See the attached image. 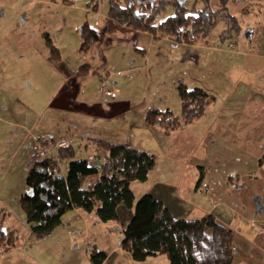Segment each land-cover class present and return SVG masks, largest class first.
I'll return each mask as SVG.
<instances>
[{
    "label": "crops",
    "instance_id": "1",
    "mask_svg": "<svg viewBox=\"0 0 264 264\" xmlns=\"http://www.w3.org/2000/svg\"><path fill=\"white\" fill-rule=\"evenodd\" d=\"M40 1L50 4L46 0H0L1 124H13L9 121L12 115L10 118L9 115L15 108L14 102L8 100V88H6L7 82L10 81L6 71V65L9 64L7 56L11 51L7 42L9 31L12 28V30L16 29L12 32L11 40L13 44L15 43L12 48L33 51L35 46L29 41L34 39V35L25 29L20 30L15 27V21L25 25L24 16H21L20 20L17 18L19 7H26V4L31 3L38 4ZM237 4L239 9L236 11L239 12V18L236 17L242 20V33L225 42L220 38L212 40L211 36L207 44L202 41L195 45H184L169 40L154 41L151 35L140 32L127 39L136 37L142 39V45L136 48L133 46V48L136 55L146 59V63L161 61L173 67L193 69L194 73L189 75L193 80L194 88H202L215 97V102L206 110L203 117L197 120L200 121L196 122L198 124L183 127L171 138L168 137L169 144L164 142L166 144L164 151L170 159L171 170L167 169L166 180L157 181L158 188L150 191L148 186L143 192L160 200L177 219L198 221L207 215H213L234 234L233 264L236 259L237 263L241 260L238 264H264V161L259 163L261 159L264 160V135L263 129H260L264 124V0H238ZM212 9L218 10V8ZM252 13L255 15L252 16ZM10 15L12 18L9 20ZM105 24L106 16H102L97 19L94 26H90L97 32H102ZM4 39L6 42L3 43ZM99 46L96 44L89 50H85L82 45L80 49L82 62L76 60L75 63L69 61L67 58L69 54H66V51L59 50L62 60L65 58V61L57 66L60 67L62 78L66 83L71 81V84H64L49 94L50 107L52 105L53 109L67 111L73 101L81 100L86 96L88 86L95 77H82L78 71L84 64L95 69L104 68L107 59L103 58ZM12 53H15L14 50ZM131 66H134V63ZM50 68L49 66L46 70L48 75L51 71L53 72ZM136 70H140V67L131 69L127 73L130 76ZM4 72H6L5 75H3ZM119 92V96L113 100L120 98L121 91ZM26 94L32 93L25 92L22 96L27 97ZM117 104L122 107V103ZM22 105L29 108L30 103H28L29 106L25 103ZM35 109L31 106L32 111ZM4 116L9 118L8 121L3 119ZM32 122L35 123V121ZM39 123L36 121V124ZM191 125L193 130L189 128ZM38 144L44 143L38 142ZM104 156L103 152H97L95 155H89L86 160L90 164H100ZM174 161L181 165L190 164L193 169H198V173L194 170L192 177L187 180L185 179L187 175L183 174L184 170L178 164L176 167L172 165L171 162ZM153 171L149 179L143 183L144 187L150 185ZM98 178L97 175L91 176L84 187L93 186ZM230 178L234 185H237L236 188L227 186V180ZM133 185L134 183L131 189ZM204 185L208 186V190L204 189ZM93 215L94 213L87 214L80 210L66 214L62 219V225L44 240L49 243V249H46L44 257L54 254L55 250L50 246L58 242L64 247L71 246L62 264H92L89 249L93 246L97 249L98 247L87 243L93 228L97 229L99 226L98 218ZM119 217L120 223L126 229L131 221L132 211L120 207ZM101 227L103 226H100L99 230L102 229ZM7 228L17 230L13 227ZM32 237L29 236L28 243L33 240V245L36 247L37 241ZM79 237L82 238L81 241L85 243V247L75 249L72 246L75 243L74 240ZM19 241L17 247L10 251L0 249V264H34L20 258L26 254V251L19 250ZM253 246L259 250V255L253 254L256 249ZM105 253L108 259L104 264H109L112 254L115 253ZM160 257L163 256L150 257L140 263L168 264L169 261L165 262ZM32 261L36 264L41 263L36 259ZM51 261L41 264H50Z\"/></svg>",
    "mask_w": 264,
    "mask_h": 264
},
{
    "label": "rangeland",
    "instance_id": "2",
    "mask_svg": "<svg viewBox=\"0 0 264 264\" xmlns=\"http://www.w3.org/2000/svg\"><path fill=\"white\" fill-rule=\"evenodd\" d=\"M92 1L74 0L72 6L50 2V4H46L40 1L38 4L31 3L26 4V7H19L17 18L20 20V17L24 16L26 23L20 25L15 21L17 25L15 27L20 30L25 29L34 35V39L29 41L35 46L33 51L31 49L21 50L18 47L12 48L15 44L11 40L12 32L16 29L12 30V28L9 31L7 42L11 51L7 56L9 64L6 65V71L10 81L7 82L6 88H8V100L14 102L13 107L15 108L9 115V118L11 115L12 118L9 119L5 116L3 118L7 121L9 119L13 124L0 123V221L4 219L5 227L17 229L20 237L18 248L21 252L26 251V254L20 258L34 264L36 262H33L32 259L41 263L52 260L50 264H62L71 248V246L64 247L55 242L50 246L55 250L54 254L44 257L46 249H49L48 241H39L36 243V247L33 245V240L28 243L32 233L21 210L20 197L31 193L26 180L30 169L38 160L36 157L38 142L51 148L60 139H65L75 150V160L88 159L89 155L97 154L96 150L101 142H114L117 145L154 155L157 162L151 175L150 185L144 187V184L140 182H135L133 185L132 190L138 200L145 195L143 191L146 187L149 186L150 191L158 188L159 182L157 181L166 180V171L167 169L171 170L169 168L170 159L164 151L166 146L164 142L169 144L171 137H166L158 127L148 125L146 122L148 112L155 108L170 109L179 116L181 101L177 90L178 82L188 83L191 89L195 87L189 75V73H194L193 69L173 67L161 61L146 63L145 58L134 53L135 48L142 45V39L139 37L127 39L117 36L110 39L113 41L111 45L99 46L107 63L104 68L96 69L97 74L88 75L95 78L88 86L86 96L81 100L73 101L67 111L59 108L53 109L52 105L50 107L51 96L49 94L64 84H71V81L66 83L62 78L60 67L57 66L63 63L65 58L59 63L50 60L45 36H49L58 50L62 49V51H66V54H69L67 58L71 63H75L76 60L82 62L80 56L81 27L86 22L94 26L98 18L106 16L109 8L108 0H98V12H93L89 7ZM209 1L212 8L219 9L221 0ZM237 2L238 0H227V8L230 13L239 18V12L236 11L239 9ZM200 6H202L201 2ZM173 14L174 10L169 8L162 20ZM11 18L10 15L9 20ZM239 22L242 25V20L239 19ZM224 27V23H220L214 30L211 39L218 40ZM4 42H6L5 39ZM12 50L15 53H12ZM133 63L134 66H131ZM49 66L53 72L51 71V74L48 75L46 70ZM137 67H140V70L133 71L129 76L127 72ZM105 81L109 84L106 86L107 89L113 86L121 91L120 98L113 100V98L103 95L101 86ZM0 92L2 93V91ZM25 92L33 95L26 94L27 97H23ZM22 103L27 106L30 103L29 108ZM117 103H122V107ZM31 106L36 109L32 111ZM123 109L125 110L123 111ZM36 121L40 123L36 124ZM196 122L200 121L196 120L191 124H198ZM262 126L260 129H263L264 135V124ZM189 128L193 130L192 125ZM171 163L174 167L178 164L184 170L183 174L187 175L185 179L192 177L194 170L198 173V169H193L190 164L181 165L175 161ZM121 207L126 208L124 205ZM93 216L97 218L95 214ZM97 220L99 226L97 229L93 228L87 244L97 245L100 251L115 253L112 254L113 257L109 264H143L134 261L131 255L122 249L125 228L120 221L102 223L99 219ZM100 226H103L101 230H99ZM81 239L79 237L74 240L75 243L72 247L75 249L85 247V243L83 244ZM238 247L239 242L236 244V255ZM253 254L259 255V250L254 249ZM160 258L168 262L167 257ZM238 263L236 259L235 264Z\"/></svg>",
    "mask_w": 264,
    "mask_h": 264
},
{
    "label": "trees",
    "instance_id": "3",
    "mask_svg": "<svg viewBox=\"0 0 264 264\" xmlns=\"http://www.w3.org/2000/svg\"><path fill=\"white\" fill-rule=\"evenodd\" d=\"M50 3L72 6L74 0H46ZM156 0L139 4L138 0H108L106 24L97 32L89 23L80 29L82 45L89 50L96 44L109 46L117 36L131 38L136 33L151 35L154 41L169 40L178 44L208 43L220 23L226 28L219 38L225 42L242 33L239 19L221 0L218 10H213L209 0ZM200 2L202 6H200ZM98 0L89 7L98 12ZM169 8L172 16L162 20ZM50 60L59 63L60 51L49 36H45ZM98 71L84 64L78 74L86 77ZM177 90L181 101L180 115L170 109H152L146 116L151 127H158L166 137H171L183 127L203 117L215 102V97L202 88L190 89L179 81ZM97 152H103L100 164L88 160H75V150L70 146L59 150L54 157L37 160L30 169L26 183L30 194L20 197V207L35 241H44L62 225L64 216L74 210L94 213L102 223L119 222V209L124 205L132 211L122 243L124 251L136 262L150 257L165 256L169 264H233L235 238L233 232L213 215L198 221H187L172 216L168 208L156 197L145 194L136 200L131 186L145 183L156 167L154 155L122 145L100 143ZM260 160V164L263 163ZM97 175L98 181L88 188L84 185ZM227 186L236 188L232 178ZM17 230L0 221V249L10 251L17 247ZM92 264H104L108 255L95 246L89 249Z\"/></svg>",
    "mask_w": 264,
    "mask_h": 264
},
{
    "label": "built area",
    "instance_id": "4",
    "mask_svg": "<svg viewBox=\"0 0 264 264\" xmlns=\"http://www.w3.org/2000/svg\"><path fill=\"white\" fill-rule=\"evenodd\" d=\"M106 86H109V84L105 81L102 83V86H101V91H102L104 96L110 97L113 99L117 98L119 96L120 92L118 89H116L113 86L110 89H107ZM70 146L71 145L69 144V142L65 139H60L51 148L46 147L43 144H41L38 147L36 157L38 160H44V159H47L50 157H54L59 150H66ZM91 165L95 166L96 164L93 163ZM203 187L205 190H208L207 185H204Z\"/></svg>",
    "mask_w": 264,
    "mask_h": 264
},
{
    "label": "water",
    "instance_id": "5",
    "mask_svg": "<svg viewBox=\"0 0 264 264\" xmlns=\"http://www.w3.org/2000/svg\"><path fill=\"white\" fill-rule=\"evenodd\" d=\"M156 0H138L139 4H145L147 2H155Z\"/></svg>",
    "mask_w": 264,
    "mask_h": 264
}]
</instances>
